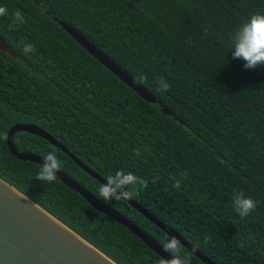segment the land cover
<instances>
[{"label": "trees", "instance_id": "obj_1", "mask_svg": "<svg viewBox=\"0 0 264 264\" xmlns=\"http://www.w3.org/2000/svg\"><path fill=\"white\" fill-rule=\"evenodd\" d=\"M0 7L7 9L0 39L21 57L0 50V132L37 125L103 178L133 172L148 182L136 186L134 200L213 262L264 264V66L246 70L231 55L235 31L264 13V0H0ZM16 11L24 23L14 22ZM54 17L133 78L146 75L141 85L157 103L123 83ZM24 43L36 51L25 56ZM158 78L169 91L159 90ZM15 144L20 152H55L62 170L98 195L101 183L46 139L19 132ZM39 165L19 160L0 140L3 180L116 264H160L139 237L59 178L36 180ZM238 192L258 202L246 218L234 209ZM106 204L162 246L169 238L123 199ZM183 249L191 264H205Z\"/></svg>", "mask_w": 264, "mask_h": 264}, {"label": "water", "instance_id": "obj_2", "mask_svg": "<svg viewBox=\"0 0 264 264\" xmlns=\"http://www.w3.org/2000/svg\"><path fill=\"white\" fill-rule=\"evenodd\" d=\"M54 20L88 53L107 67L128 87L137 92L140 97L149 103H157V99L151 92L141 84L135 83V78L129 72L113 61L111 57L89 41L77 29L57 17H54ZM0 50L16 59H21L20 55L1 39ZM166 112L168 111L166 110ZM19 132H27L46 139L53 146L67 154L91 177L100 183L105 182L103 177L90 169L55 137L37 125L19 124L9 130L7 145L11 153L19 160L38 164L43 163L42 155L19 151L15 144V135ZM57 175L65 185L80 194L96 210L128 228L160 257L171 258L170 254L163 251L162 245L157 240L149 236L124 214L97 198L96 195L76 182L63 170ZM125 201L162 229L169 237L175 236L180 239L182 246L203 263L217 264L197 250L180 233L156 218L136 200ZM0 264L116 263L0 177Z\"/></svg>", "mask_w": 264, "mask_h": 264}, {"label": "clouds", "instance_id": "obj_3", "mask_svg": "<svg viewBox=\"0 0 264 264\" xmlns=\"http://www.w3.org/2000/svg\"><path fill=\"white\" fill-rule=\"evenodd\" d=\"M7 15V9L0 7V16ZM14 22L24 23V15L20 11L14 13ZM207 35V29H205ZM36 51L31 43H24L23 53L27 56ZM233 60H241L244 62L243 67L246 70H255L260 66H264V13L253 14L245 23H243L234 33L232 38ZM147 80L146 75L136 77L135 83L141 84ZM159 90L166 92L170 90V85L163 78H158ZM7 133L0 132V140H7ZM136 156L141 153L137 149ZM43 163L39 165L38 172L35 176L36 180L42 183H52L57 180L58 173L62 171V161L59 160L56 153L48 151L42 155ZM184 174H182V178ZM104 183H101L98 189L97 198L105 203H112L114 200H133L137 194V185L147 188L148 182L133 172L117 170L114 174L104 177ZM182 179H176L173 187L179 189ZM233 205L236 213L241 218L248 217L257 209L258 202L246 197L243 192L235 193L233 196ZM210 237H207L205 243ZM251 239V237H250ZM240 247L245 246V242L241 240ZM163 251L170 254L169 258H162L160 264H191V256L183 249L180 239L170 236L163 243Z\"/></svg>", "mask_w": 264, "mask_h": 264}, {"label": "flooded vegetation", "instance_id": "obj_4", "mask_svg": "<svg viewBox=\"0 0 264 264\" xmlns=\"http://www.w3.org/2000/svg\"><path fill=\"white\" fill-rule=\"evenodd\" d=\"M125 201V200H124ZM139 212V211H138ZM144 216V215H143ZM145 217V216H144ZM146 218V217H145ZM147 219V218H146ZM149 220V219H148ZM150 221V220H149ZM151 222V221H150ZM137 225V224H136ZM155 225V224H154Z\"/></svg>", "mask_w": 264, "mask_h": 264}]
</instances>
